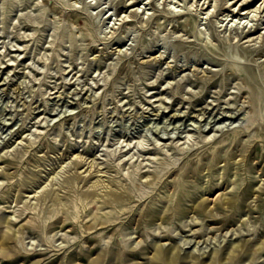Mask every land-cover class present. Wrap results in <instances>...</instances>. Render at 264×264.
Returning a JSON list of instances; mask_svg holds the SVG:
<instances>
[{"label": "rangeland", "instance_id": "rangeland-1", "mask_svg": "<svg viewBox=\"0 0 264 264\" xmlns=\"http://www.w3.org/2000/svg\"><path fill=\"white\" fill-rule=\"evenodd\" d=\"M235 1L0 0V263L166 264L153 245L178 241L191 264L248 239L232 264H264V0Z\"/></svg>", "mask_w": 264, "mask_h": 264}, {"label": "bare ground", "instance_id": "bare-ground-1", "mask_svg": "<svg viewBox=\"0 0 264 264\" xmlns=\"http://www.w3.org/2000/svg\"><path fill=\"white\" fill-rule=\"evenodd\" d=\"M245 1H248V0H236L235 1V3H233V6H235V8H236V6L238 5V4H240V6H243L244 5V2ZM228 2H229V0H228ZM235 8L233 9V11L235 10ZM247 8L246 7H241V8H239V10H237L238 12L237 13H239L240 15L241 14H245V13H247V14H250V12L251 11H249V10H246ZM243 10V11H242ZM242 17H244V16H242ZM249 35V34H248ZM249 37V36H248ZM17 49V48H16ZM17 50H19V49H17ZM24 60V59H23ZM10 64V63H9ZM6 68V67H5ZM74 69V68H73ZM42 72V71H41ZM61 77V76H60ZM6 79V78H5ZM73 84V83H72ZM248 90V89H247ZM252 102H253V104H254V109H253V111L251 112V114L248 116V118H249V120L251 121V123L250 124H248V126L249 127H251V125H253L255 122H256V120L257 119H260V112H259V108H258V106L256 105V102H255V100H251ZM251 102V103H252ZM22 125V124H21ZM27 126V125H26ZM25 126V127H26ZM20 128V127H19ZM28 129V128H27ZM208 139V138H207ZM210 141V140H209ZM207 142V141H206ZM218 142H220V141H218ZM218 142L216 141V142H214V145L212 146V148H214V147H216L217 145H218ZM225 143V142H224ZM213 144V143H212ZM212 144H210V145H212ZM256 155V154H255ZM251 156V155H250ZM252 157V156H251ZM254 157V156H253ZM257 164V163H256ZM255 166V165H254ZM264 167V166H263ZM253 169H254V167H253ZM264 169V168H263ZM174 171V170H173ZM172 171V172H173ZM178 171V170H177ZM177 171H176V173H177ZM161 173L162 172H159V173H156L155 174V178H154V180H152L151 181V183H155V181H156V179H158L159 177H160V175H161ZM174 173H175V171H174ZM178 174V173H177ZM176 174V175H177ZM262 174V173H261ZM224 184V183H223ZM225 188H227V187H225ZM224 198V197H223ZM80 199H83L82 197H80ZM147 199H148V197H147ZM207 199H208V197H205L202 201H200V202H198V204L196 205L198 208H203L204 207V205L207 203ZM222 199V194L221 193H218L214 198H213V200L214 201H218V200H221ZM225 199V198H224ZM227 201H229V202H232L233 203V205H234V202L236 201L235 199H232V198H229ZM128 204V203H127ZM127 204H122L121 205V210H124L126 207H128V205ZM207 205V204H206ZM84 206H86V204H84ZM221 206V205H220ZM230 207V206H229ZM233 207V206H232ZM76 209H77V214L74 216V218L71 220V222L74 224V225H76V223H79V222H81L80 221V219H79V216H78V213L81 211V207L79 206V204H76ZM204 209V208H203ZM200 211V210H199ZM203 212V211H202ZM201 212V213H202ZM153 213H154V209L152 208V207H148L147 208V210H146V212H145V214L146 215H148L149 217L150 216H152L153 215ZM226 213H228V212H226ZM59 214V209H56V210H54V212L51 214V215H49V216H45V217H43V218H40L39 216H36V217H34V216H32V217H29L28 219H27V221L28 222H31V224L33 225V226H35V227H41V225L42 226H46L47 225V223L49 222V221H51V219L53 218L54 219V217H56L57 215ZM205 214V213H204ZM210 214V213H209ZM212 214V213H211ZM215 213H213V215H214ZM207 216V215H206ZM210 216V215H209ZM117 215H116V213H114V212H112L110 215H108L107 217H106V219L105 220H103V221H100V223H101V225L102 224H105L103 227H108V226H110L116 219H117ZM4 218V217H3ZM6 218V217H5ZM20 218V216L18 215V216H16V215H14V216H9V220L8 221H10V222H12V221H18V219ZM61 219V218H60ZM196 219V218H195ZM197 219H198V217H197ZM209 219V218H208ZM220 219V218H219ZM214 220V219H213ZM2 221V220H1ZM61 221V220H60ZM65 222H66V219L64 220ZM117 221V220H116ZM208 221V220H207ZM212 221V220H211ZM210 221V222H211ZM225 221V220H224ZM218 222H219V220H218ZM114 223H116V222H114ZM193 223V222H192ZM199 223H197V222H195L191 227H190V231H191V233H189V234H198V233H201L202 232V229H201V227H197V225H198ZM213 224V223H212ZM96 222L95 223H92V224H89V225H87L86 226V228H87V230H90L91 231V229H93V228H95L96 227ZM99 225V224H98ZM100 225V226H101ZM206 225H207V223H206ZM100 226H99V228H100ZM112 226V225H111ZM115 226V225H114ZM225 226V225H224ZM222 227V226H221ZM8 228H10V226L8 227ZM70 228V227H69ZM73 228V227H72ZM97 228V227H96ZM189 228V227H188ZM213 228V227H212ZM215 228V227H214ZM217 228V227H216ZM226 228V227H225ZM71 229V228H70ZM107 229V228H106ZM187 229V228H186ZM218 229V228H217ZM220 229V228H219ZM221 230V229H220ZM226 230V235L229 233V231H230V227H228V228H226L225 229ZM9 231H11L10 229H8V231H6L5 230V232L3 231V233H1L0 234V253H2L3 255H4V257L6 256V259H7V256H9V258H10V256L12 255V257H13V253L15 252H13V250H14V248L12 247V245H11V243H12V241H11V239H13V238H17V236L18 235H16V233H14L13 232V234L12 233H10ZM86 231V230H85ZM111 232V231H110ZM214 232V231H213ZM113 233V232H112ZM208 233V232H207ZM142 234V233H141ZM202 234V233H201ZM248 234V233H247ZM252 234H253V232H252ZM111 235V234H110ZM113 235V234H112ZM168 235V237H169V239H176L177 237H176V235L175 234H173V233H171V232H166V234H164V235H162L161 234V236H167ZM225 235V234H224ZM231 236L233 235L234 236V238H238V237H240L241 235H242V232L241 231H234V232H232L231 234H230ZM125 236V235H124ZM131 236V234L129 235V237ZM139 236V235H138ZM158 236H159V234H158ZM157 236V237H158ZM198 236H200V234L198 235ZM207 236V235H206ZM194 237H195V235H194ZM51 238V237H50ZM49 237H47L46 238V240L47 241H51V239H50ZM131 238V237H130ZM164 238V237H163ZM198 238V237H197ZM101 239H104V240H106V242L104 243V246H105V248H102L103 250H108V251H110L111 250V246H110V241H109V239L107 240L106 239V237H104L103 235H102V237H101ZM138 239V240H137ZM136 239V241L138 242L137 244H141L142 243V241H143V238H137ZM17 240V239H16ZM132 240V239H131ZM133 240H135V239H133ZM88 241V240H87ZM158 241V240H157ZM131 241H130V239L129 238H127V239H124L123 241H122V239H121V241H119L118 242V244H119V252H120V255L123 257V255L126 253L125 252V250H126V247H127V245H128V243H130ZM197 242V241H196ZM195 242V243H196ZM249 242H250V240H248V239H241V240H239V241H237V242H235V241H231L230 243L228 242V246H227V248H226V250L225 251H221L220 252V250L218 249V248H214L215 250H211L210 249V252H209V255H208V257L205 259V258H203V259H205V260H202V261H199L200 260V256H198V255H196V254H194V255H192V262H191V264H216L217 263V260L219 259V262L220 261H223V262H225V264H227L226 263V261H228L229 263H230V261H231V264H232V261L234 260V258L235 257H237V255H239V253H240V251L241 250H243L244 249V251H246L245 250V247L247 248L248 247V244H249ZM47 243V242H46ZM188 243V242H187ZM37 244H39V243H37ZM154 244V243H153ZM189 244V243H188ZM194 244V243H193ZM33 245V244H32ZM49 245V244H48ZM133 245V244H132ZM135 245V244H134ZM184 245H186V242H185V244H183V248L185 247ZM251 245V244H250ZM249 245V246H250ZM257 245V249H262V248H264V238L262 239V240H260V242H257V243H255V244H252V246H256ZM25 246V245H24ZM36 246V245H35ZM62 246V245H61ZM149 246V245H148ZM225 246V245H224ZM15 247L18 249V250H20V248L18 247V245H15ZM39 247H40V244H39ZM38 247V248H39ZM48 247V246H47ZM70 247V246H69ZM132 247V246H131ZM134 247V246H133ZM15 248V249H16ZM33 248V247H32ZM41 248H43L42 246H41ZM60 248V247H59ZM59 248H58V250H59ZM181 248H182V245L180 244V243H178V241L176 242V243H173V245L172 246H170V247H167L164 243H159V242H156L154 245H153V249H152V255H151V258H152V261H155L156 263H159V261H164V262H166V264H177V262L179 261V260H181L182 258H184L182 255H181ZM250 248V247H249ZM35 249V248H34ZM52 249V248H51ZM62 249V248H61ZM199 249V248H198ZM200 249H201V247H200ZM252 249V248H251ZM256 249V250H257ZM27 250H32V249H27ZM36 250H38V249H36ZM50 250V249H49ZM57 250V249H56ZM207 250V249H206ZM204 251V253H206L207 251ZM223 250V249H222ZM255 250V249H254ZM39 251H40V249H39ZM42 251V250H41ZM192 251V250H191ZM243 251V252H244ZM196 252H198V251H196ZM256 252V251H255ZM43 253H48V252H40V254H43ZM137 253V252H136ZM193 253V252H192ZM191 253V254H192ZM219 253H221L220 255H219ZM245 253V252H244ZM18 254V253H17ZM77 254H79V253H77ZM84 254V253H83ZM104 254V253H103ZM183 254V253H182ZM190 254V253H189ZM191 254H190V257L189 258H191ZM202 254V253H201ZM247 254H248V251H247ZM247 254H245V255H247ZM251 254V253H250ZM258 254V253H257ZM1 255V254H0ZM16 255V254H15ZM14 255V256H15ZM33 255V254H32ZM74 255V254H73ZM80 255V254H79ZM119 255V256H120ZM186 255V254H185ZM219 255V256H218ZM249 255V254H248ZM24 256V255H23ZM35 256V255H34ZM105 256V255H104ZM127 256V255H126ZM255 256V255H254ZM254 256H253V258H254ZM2 257V256H1ZM27 257V256H26ZM103 256H102V252L101 253H99L97 256H96V261H97V263H101L102 262V260H103V258H102ZM186 257V256H185ZM188 257V256H187ZM218 257V258H217ZM247 257V256H246ZM250 257V256H249ZM257 257H259V256H257ZM24 258V257H23ZM120 258V257H119ZM202 258V257H201ZM252 258V257H251ZM252 258V259H253ZM11 259V258H10ZM17 259V258H16ZM126 259V258H125ZM188 259V258H187ZM236 259V258H235ZM242 259V258H241ZM255 259V258H254ZM253 259V260H254ZM257 259V258H256ZM40 260V259H39ZM39 260H38V262H39ZM120 260V259H119ZM249 260H250V258H249ZM253 260H251L249 263H247L248 261H246V264H250V263H252V262H254ZM35 261V260H34ZM52 261V260H51ZM50 261V262H51ZM54 261V260H53ZM73 261V260H72ZM3 262V261H2ZM8 262H10V260H8ZM37 262V261H36ZM35 262V263H36ZM222 262V264H224ZM245 262V261H244ZM11 263V262H10ZM40 263V262H39ZM94 263V262H93ZM92 263V264H93ZM136 263V262H135ZM221 263V262H220ZM237 263H238V261H237ZM241 263V262H240ZM243 263V262H242ZM0 264H2V263H0ZM51 264H52V262H51ZM72 264H78V262H76L75 260L72 262ZM122 264V263H121ZM185 264H190V262L189 263H185ZM219 264V263H218ZM233 264H234V262H233Z\"/></svg>", "mask_w": 264, "mask_h": 264}]
</instances>
